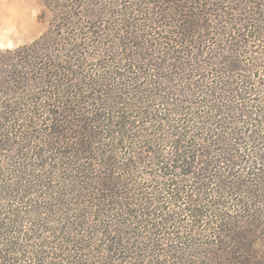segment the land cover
Returning <instances> with one entry per match:
<instances>
[{
  "label": "trees",
  "instance_id": "16d2710c",
  "mask_svg": "<svg viewBox=\"0 0 264 264\" xmlns=\"http://www.w3.org/2000/svg\"><path fill=\"white\" fill-rule=\"evenodd\" d=\"M42 1L49 30L0 48V264H259L264 227L250 211H264V89L249 85L264 86V0H157L125 29H102L90 1ZM161 5L180 17L154 20ZM146 27L169 36L140 37ZM110 32L130 55L101 73L92 52ZM179 47L210 61L182 78ZM112 78L125 85L117 92L138 89V103L110 97ZM146 161L153 193L134 169ZM224 211H248L237 222L256 230L232 228L244 217Z\"/></svg>",
  "mask_w": 264,
  "mask_h": 264
},
{
  "label": "rangeland",
  "instance_id": "374dc122",
  "mask_svg": "<svg viewBox=\"0 0 264 264\" xmlns=\"http://www.w3.org/2000/svg\"><path fill=\"white\" fill-rule=\"evenodd\" d=\"M78 1H83V0H78ZM86 2H92L95 4H98L100 6L103 7V12H104V17L102 19V25L100 26L102 29L105 27H114L115 29H122L124 27H127L126 24H128V20L129 22L134 20V18H138V16H140L139 10L140 7L141 8H146L147 11L152 7V4L149 2H155L157 0H84ZM159 1V0H158ZM174 1V3H171L172 6H175L176 8H181L183 7V3L184 0H172ZM189 1V0H188ZM148 2V4H147ZM164 7L165 5H161V7L157 10L156 15H153L152 17L154 18V20H158V19H163L164 17H173V18H177V16L180 17V14L178 15L179 12L174 13L175 10L172 9V11H170L169 13H165L164 12ZM55 16L54 11L47 7L45 5V3L42 0H0V48L6 49V48H15L24 44H30L32 43L35 39L39 38L41 35H43L44 33H46L49 28L51 27V23L53 21V18ZM168 17V18H170ZM141 18V17H140ZM127 19V20H126ZM126 20V21H125ZM153 19L150 18V16L147 17V19H145L144 23L146 25H151L152 28H156L158 23L155 24ZM116 21V23L114 22ZM124 23L125 26H124ZM121 25V26H120ZM125 29V28H124ZM146 32H139L138 35H140V37L146 36L147 32H151L153 35V37L160 39V38H166L168 37V33H165V29L164 28H160V29H156L152 32V29L148 27L145 28ZM154 32H157L156 34ZM164 32V33H162ZM107 33V32H106ZM113 33L115 32H110L109 36H107V39H103L102 43H100V54L92 52V54H96L95 57H97V62L99 63L100 66V70L101 73H106V70L108 68L103 69V67H101L102 65H108L111 64L113 60L121 58V55H123L122 53H127L130 55L127 47L124 45H126L128 42H125L124 40L122 41V47L119 49V44H120V40L113 37ZM159 34V35H157ZM170 37H172V34L170 35ZM129 46V45H128ZM113 47V48H111ZM184 47V46H183ZM183 47H179L181 48V53L178 56L177 61H174L173 63H175V66L172 67L175 71H178L180 73H182L181 77L184 78L185 77V73L183 71H187L188 68H191V65H195V68H202V66H205V61L208 63L210 61L209 59V55L204 58L201 57L199 55V51L194 50V51H188V49H186V52L190 55L189 57H186V53H183V51L185 50ZM114 48L119 49L118 52L114 51ZM134 51H137V48L133 49ZM132 50V51H133ZM166 50V49H164ZM190 50V49H189ZM153 52V51H152ZM162 52V51H160ZM90 53V52H89ZM107 54H109V56L107 57ZM166 55V54H160L158 55L159 57ZM195 56L194 59H192ZM118 57V58H117ZM198 57V58H196ZM245 59V58H244ZM150 62V60H149ZM255 63V62H254ZM96 61H92L88 62L87 66H86V70H89L90 73H95V68H96ZM148 69V67H147ZM111 71V70H110ZM117 71H121L124 72L125 70H117ZM120 73V72H119ZM163 74L168 73V71H164L162 72ZM191 75L193 73V71H190ZM114 77V76H112ZM150 75H147L146 79H143V81H139L136 85H138V87L140 88H145V84L147 82V79H149ZM154 77V76H153ZM188 77V75H187ZM259 77L256 76V80H258ZM110 82V81H109ZM253 84L249 85L252 86L253 89H258L259 87L264 89V86L259 85V83H257L256 81L252 80ZM121 83L122 80L119 78H112L111 82L109 84H112L111 86L108 87V89L110 90V97H116L117 98L115 100H119V97H121L120 100L125 101L127 103H138V99L135 98V92L138 91V89L135 91H131L128 94H125L124 90H121V93L117 90H115V87H121ZM184 83H187L184 81ZM189 83V82H188ZM183 84V82H182ZM184 84L181 86V90H183ZM125 85H123L121 88H124ZM127 87L129 89H131L129 85H127ZM155 88V87H154ZM113 89V90H112ZM108 91V90H107ZM255 92V91H254ZM107 94V93H106ZM186 95L184 93L181 94L180 98H185ZM155 98H159V97H155ZM110 105L116 107V106H120L119 103H110ZM133 114L135 115H139L138 113H135V110L133 112ZM93 117V116H92ZM140 120V118L138 117L137 120ZM135 120V119H134ZM142 122V121H141ZM137 125H139V123H137ZM140 147V145H139ZM131 149H123L122 153L123 154H127L128 152H130ZM128 155V154H127ZM121 162H124V165H127L129 162L125 161V159L120 160L119 164ZM147 163H141L139 165H137L136 167H134L136 174L141 175L140 172H143V175L145 177L146 174L145 172L151 170V165H149L148 161H146ZM127 163V164H126ZM154 169V168H153ZM138 183H139V191L143 192H155L156 188H157V184L154 182H151L149 180V178L147 177L146 180L144 179H137ZM137 183V184H138ZM155 195V194H154ZM154 204V203H153ZM168 204V203H167ZM167 204H164V202H161L159 205L156 203L155 205L160 206H164L166 207ZM170 207L173 209H176V205L170 204ZM167 209V208H166ZM167 211V210H166ZM227 212L230 215H243L244 218L241 219H231V221L234 222L235 220V226H231L232 228H241V230H248L250 229H255L254 227H251L248 223V221L245 222H237V220H245L247 215H248V211H224ZM250 213L252 214H258L259 215V227L258 229H261L264 227V211H250ZM185 222V225L188 224V226L191 227H195V225H199L202 224L204 226L202 227H206V230H208L209 226H213V225H206L205 222H200L197 220L192 219L190 216L187 215H182L181 219ZM247 220V219H246ZM200 222V223H199ZM250 226V227H249ZM256 230V229H255ZM203 236H198V237H192L191 243H201L204 242L205 240H202ZM204 239L209 240L206 236L204 237ZM194 246V244H193ZM255 250L257 251V257H255V260H257L256 262H260L259 264H264V240L262 239H256V243H255ZM194 259V258H192ZM217 259H221L220 261H225V259L222 258H217ZM196 263L195 264H209L210 261L208 258L201 256L199 258H195ZM220 263V262H217Z\"/></svg>",
  "mask_w": 264,
  "mask_h": 264
}]
</instances>
